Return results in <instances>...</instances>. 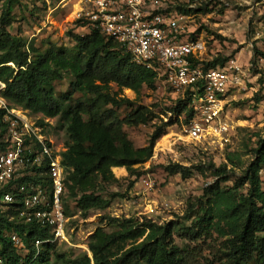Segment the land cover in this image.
I'll return each mask as SVG.
<instances>
[{
  "label": "trees",
  "instance_id": "1",
  "mask_svg": "<svg viewBox=\"0 0 264 264\" xmlns=\"http://www.w3.org/2000/svg\"><path fill=\"white\" fill-rule=\"evenodd\" d=\"M14 6L12 0L7 1L0 17V79L7 84L4 95L30 114L59 118L68 126L74 141L67 142L66 150L61 152L66 168V190L71 191L64 198L65 209L70 217L75 209L87 217L92 210L110 207L113 198L120 195L107 197L103 193L105 185L119 181L113 167H125L129 176L134 177L131 186L135 185L143 175L137 166L153 157L156 142L167 127L183 114L184 121L190 122L195 115L191 91L188 89L185 97L177 96L176 120L170 118L155 126L148 143L136 147L124 126L146 125L156 117L148 106L138 103V98L144 87L156 88L157 73L136 62L122 44L91 29L85 18H79L77 23L89 33L72 34L74 48L51 43L42 50L34 41L27 44L24 38L8 30ZM175 9L178 12L183 7L177 2ZM255 53L264 57V52L257 48ZM227 59L193 60L208 68L224 65ZM66 74L74 78L70 90L58 96L54 82L62 80ZM113 84L118 90H113ZM124 88L133 90L136 98L121 96ZM76 93L81 96L75 97ZM122 108L129 109L124 116L119 114ZM42 117L36 123L43 127L44 133L48 124ZM7 136L5 111L0 110V151L7 147ZM26 143L32 146L34 155L40 153L42 146L36 138ZM253 152L254 158L231 187L222 185L228 180V164L212 165L214 174L222 181L208 185L202 199L189 206L188 214L196 216L191 225L103 216V222L115 228L107 231L104 226H98L90 235L88 246L92 257L84 254L70 259L57 251L58 242H45L36 256L34 241L52 238L51 228L35 221L27 222L20 216L21 203L3 204L0 206V252L6 257L5 264H264V182L261 177L264 138H258ZM229 160L233 162L232 157ZM47 161L46 157L40 162L33 161L14 183L28 187L42 184L50 191ZM166 171L180 173L185 179L193 173L191 168L181 164L168 165ZM10 232L23 237L29 248L26 254L13 246L8 237ZM176 234L192 241L214 234L225 240L212 260L200 263L196 248L178 245L174 239Z\"/></svg>",
  "mask_w": 264,
  "mask_h": 264
},
{
  "label": "rangeland",
  "instance_id": "2",
  "mask_svg": "<svg viewBox=\"0 0 264 264\" xmlns=\"http://www.w3.org/2000/svg\"><path fill=\"white\" fill-rule=\"evenodd\" d=\"M9 0H0V17ZM15 4L12 22L8 30L12 35L20 36L29 44L46 50L56 44L74 48L72 34L85 35L89 30L77 23L86 15V4L82 0H12ZM183 10L178 9V20L186 30V35L198 45V55L209 62L217 58L237 61L240 71L236 73L237 83L226 95L220 120L227 124L228 131L221 137L194 140L186 131L188 125L184 114L173 125L167 127L154 148L153 157L138 165L143 175L150 173L156 180L154 189L145 190L140 179L131 186L134 177L114 172L119 181L105 185L103 193L113 198L110 207L104 210H92L84 217L77 209L69 221L70 242H59L57 251L72 259L84 254L92 257L89 249V237L98 226L113 231L114 226L103 222V216L135 218L140 222L152 220L158 224L178 222L179 225H191L196 216L188 214V208L198 203L205 188L222 181L214 174L216 167L228 164V180L223 186L231 187L254 158L253 149L259 137L264 138V57L255 53V49L264 52V0H179ZM188 13H186V12ZM1 26V23H0ZM222 63V62H220ZM73 76L66 74L62 80L54 82L56 94L62 95L70 90ZM156 88L144 87L138 103L148 106L155 118L146 125L124 126L136 147L144 146L155 126L176 120L175 108L177 94L157 77ZM113 90L118 87L113 84ZM121 96L131 99L136 94L124 88ZM75 97H80L76 93ZM128 108L119 111L121 116ZM35 121L42 115L30 114ZM44 118V135L56 152L66 150L67 142L74 138L68 126L59 118ZM233 158V162L229 160ZM181 164L192 170V175L183 178L180 173L169 174L166 166ZM264 182V166L261 171ZM71 191L66 190V195ZM199 208L197 205L196 210ZM176 243L181 247L196 248V257L200 263L212 260L214 253L223 248L224 238L217 234L192 241L176 234Z\"/></svg>",
  "mask_w": 264,
  "mask_h": 264
},
{
  "label": "built area",
  "instance_id": "3",
  "mask_svg": "<svg viewBox=\"0 0 264 264\" xmlns=\"http://www.w3.org/2000/svg\"><path fill=\"white\" fill-rule=\"evenodd\" d=\"M86 4L84 18L91 29L122 44L133 59L154 70L178 96L185 97L190 89L195 115L186 127L194 140L211 136L222 137L228 126L220 120L226 95L237 83L239 64L229 59L224 65L206 68L195 63L198 45L186 35L178 20L175 5L178 0H82ZM8 65L14 66L13 63ZM6 82L0 79V110L5 111L8 124L7 147L0 151V206L21 203L20 216L27 222L49 226L53 237L36 239V256L45 242H70L66 197V168L58 153L38 125L22 107L11 103L4 95ZM41 143L40 153L34 155L28 139ZM48 159L46 174L50 177V191L37 184L28 187L15 180L25 174L33 163ZM145 190L154 189L155 178L148 173L140 179ZM8 186H10L8 189ZM13 246L26 254L29 250L23 237L16 232L8 234ZM6 257L0 252V264Z\"/></svg>",
  "mask_w": 264,
  "mask_h": 264
},
{
  "label": "crops",
  "instance_id": "4",
  "mask_svg": "<svg viewBox=\"0 0 264 264\" xmlns=\"http://www.w3.org/2000/svg\"><path fill=\"white\" fill-rule=\"evenodd\" d=\"M113 171L116 173H120L122 176H125L127 170L125 167H113Z\"/></svg>",
  "mask_w": 264,
  "mask_h": 264
}]
</instances>
